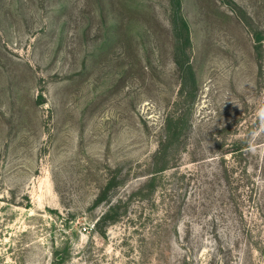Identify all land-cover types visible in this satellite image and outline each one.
Returning a JSON list of instances; mask_svg holds the SVG:
<instances>
[{
    "label": "rangeland",
    "instance_id": "374dc122",
    "mask_svg": "<svg viewBox=\"0 0 264 264\" xmlns=\"http://www.w3.org/2000/svg\"><path fill=\"white\" fill-rule=\"evenodd\" d=\"M181 15L185 96L169 0H0V264H211L237 233L230 264H264V0H181ZM177 115L188 128L150 193ZM245 136L258 192L238 225L221 152ZM108 180L118 219L101 236Z\"/></svg>",
    "mask_w": 264,
    "mask_h": 264
},
{
    "label": "trees",
    "instance_id": "16d2710c",
    "mask_svg": "<svg viewBox=\"0 0 264 264\" xmlns=\"http://www.w3.org/2000/svg\"><path fill=\"white\" fill-rule=\"evenodd\" d=\"M171 9V26L173 34V52H174V64L176 66L178 75L181 80L179 89L180 96H185L187 93V83L191 82L194 85V73L189 58L186 54L191 42L189 37V28L185 19L181 15V0H169ZM255 52L257 59H261L262 50L260 45V36L255 34ZM191 94V93H190ZM186 120L183 115H177L176 117H170L165 122V136L159 142L158 149L152 156L151 173L147 177L146 182L142 186V189L152 193L158 189L161 181V175L171 168L173 163V157H170V152L174 149V140L179 139L181 134L188 127L186 126ZM250 134H252V129ZM251 141L249 136H245L242 139L235 140L228 148L221 152V162L225 161L226 156H231L232 166L227 168L222 166L221 177L224 185H226V195L228 199V205L231 208L233 216L236 218L235 223L238 225H244V207L246 203H251L257 198V186L254 181L255 170L250 168V151ZM113 189V181L108 180L103 189L96 197L93 206L99 207L101 204L106 203L107 208L101 214L96 221L94 227L100 229L99 233L104 236L105 232L101 228L110 225L117 221V203L114 204L111 201L110 194ZM118 203L121 205L122 201ZM257 207V206H256ZM251 208H253L251 206ZM240 233L236 234L233 238V242L226 244L225 246L215 240V255H212L211 264L217 259L219 264H230V254H232L235 248H239ZM191 257L184 255L179 264H191Z\"/></svg>",
    "mask_w": 264,
    "mask_h": 264
},
{
    "label": "clouds",
    "instance_id": "9594fccd",
    "mask_svg": "<svg viewBox=\"0 0 264 264\" xmlns=\"http://www.w3.org/2000/svg\"><path fill=\"white\" fill-rule=\"evenodd\" d=\"M258 115L260 116V118H261L262 120H264V108H261V109L259 110Z\"/></svg>",
    "mask_w": 264,
    "mask_h": 264
}]
</instances>
